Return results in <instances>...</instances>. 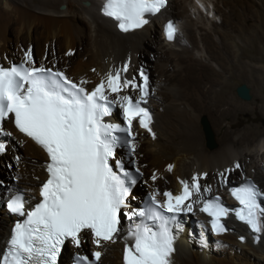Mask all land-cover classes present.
Segmentation results:
<instances>
[{"label":"bare ground","instance_id":"6f19581e","mask_svg":"<svg viewBox=\"0 0 264 264\" xmlns=\"http://www.w3.org/2000/svg\"><path fill=\"white\" fill-rule=\"evenodd\" d=\"M102 5L103 0H0V66L21 62L31 47L40 65H61L76 82L82 77L87 79L89 90L110 69L125 62L130 68L122 75L128 78L138 77L139 70H144L151 81L145 106L154 117L150 127L155 138L133 121L135 154L130 158L127 151L117 150L112 160L125 163L135 158L144 170L143 187L148 191L133 188L128 200L133 210L142 208L145 197L154 191H158L160 200L165 191L179 194L180 180L190 182L194 174H207L199 179L202 192L205 187L209 189L203 193L205 197L219 194L230 208L237 204L229 197L228 188L244 179L259 183L264 191V0H167L160 13L148 17L147 25L128 32L103 15ZM169 21L180 29L171 41L164 34V25ZM230 28L236 33L232 34ZM70 49L73 54L66 55ZM147 54L153 63L143 62ZM16 58L19 61L11 62ZM236 80L257 88L250 103L236 96ZM121 95L138 98L139 93L124 89ZM109 97L115 99V94L109 93ZM112 115L113 120L123 121L118 104ZM203 116L217 134L215 149L204 144ZM4 127L12 135H0V142L6 145V151L0 153L1 167L17 173L11 182L18 181L23 190L11 189L24 193L26 204L34 206L39 200V187L47 179L42 168L47 155L10 120L4 122ZM18 147L23 149L22 157ZM16 156L22 159L17 162ZM236 163L240 168H235ZM169 164L173 165L172 171H167ZM153 172L157 174L155 181L151 179ZM220 173L228 178L226 186ZM3 189L0 186L7 197L0 205V256L7 248L9 230L18 219L7 212L5 204L10 193L9 188ZM193 202V212L181 213L172 229L176 236L172 264H264V233L250 232L234 214L224 221L227 231L215 233L211 218L199 210L200 197L195 196ZM136 223L138 217L130 221L122 215L120 235L99 248L86 232L80 248L71 242L63 246L57 264H61L64 253L69 258L66 264L72 263L74 256L82 253L83 245L91 252L102 253L100 264H123L125 237ZM202 236L207 246L201 243Z\"/></svg>","mask_w":264,"mask_h":264},{"label":"snow or ice","instance_id":"6c2138e0","mask_svg":"<svg viewBox=\"0 0 264 264\" xmlns=\"http://www.w3.org/2000/svg\"><path fill=\"white\" fill-rule=\"evenodd\" d=\"M167 0H104L103 15L117 21L123 31L141 29L165 7ZM199 2V0H197ZM177 32L172 21L164 25V34L171 41ZM70 49L66 55H72ZM130 64L110 69L89 90V81L81 78L76 82L65 71L53 67L35 65L33 50L29 47L20 64L0 66V135L11 136L4 122L10 120L15 128L30 138L47 155L42 168L47 179L39 187V200L28 206L23 195L8 189L7 212L18 217L9 230L7 248L0 256V264H57L62 247L71 242L76 248L82 244V236L91 234L92 243L101 247L114 242L121 233V216L129 220L139 217L140 222L130 227L123 247V264H172L176 236L172 224L181 213H191L194 198L202 202L200 212L211 219L215 233L227 231L222 222L230 214L246 224L253 233H264V191L252 181L246 180L228 191L240 207L226 206L219 196L205 197L209 192L194 174L191 181L180 180L179 194L158 191L150 196V203L139 210L129 208L131 185L137 183V175L128 171L116 157V149L128 150L131 158L136 152L133 121L139 120L153 138L150 127L152 116L147 107L150 96L149 77L141 68L138 77L128 78ZM95 72V69H92ZM141 80L142 83H138ZM124 89L138 91L139 96L121 95ZM109 93L115 94L110 99ZM122 109L123 123H107L113 105ZM122 133L123 135H117ZM6 145L0 142V153ZM21 157L16 156L19 162ZM131 164L136 161L130 159ZM173 165L167 166L172 171ZM235 168H240L236 163ZM232 169H225L231 172ZM222 185L229 183L220 173ZM153 181L157 174L153 172ZM3 181H0V185ZM128 209V211H123ZM165 213L169 214L166 215ZM151 221V225L146 223ZM176 228L180 225L177 223ZM241 241L244 237H240ZM201 243L207 246L201 237ZM77 255L74 264H99L102 253Z\"/></svg>","mask_w":264,"mask_h":264},{"label":"rangeland","instance_id":"374dc122","mask_svg":"<svg viewBox=\"0 0 264 264\" xmlns=\"http://www.w3.org/2000/svg\"><path fill=\"white\" fill-rule=\"evenodd\" d=\"M88 2V1H87ZM83 4H88V3H86L85 1H83L82 2ZM212 17V16H211ZM213 19L215 18V20H216V22H218V23H220V21H219V19H217V17H212ZM176 28H177V25H176ZM228 28V27H227ZM177 30L178 31H180V29L179 28H177ZM230 31H231V33L232 34H235L236 33V31H234V29H232V28H230ZM9 37H10V39H12V40H14V33L13 32H10V35H9ZM146 48H147V46H146ZM146 48H145V51H146ZM149 48V47H148ZM147 48V50L149 51L150 49H148ZM198 54H199V52H197ZM148 56V54L147 55H145V56H143L144 57V59H143V57H142V60H143V62L145 63V64H148V62H152L153 63V59L152 58H150L149 56ZM234 56H235V52H234ZM148 58H149V60H148ZM230 59H231V61H233V59H234V57L232 58V56L230 55ZM34 60H35V65L36 66H39L40 65V62H39V59L37 58V56L36 57H34ZM17 61H19V58H16V59H13L11 62H17ZM147 62V63H146ZM7 64V63H6ZM144 64V65H145ZM215 66H217L215 63H213ZM45 67H51V64L50 63H48V62H46L45 63V65H44ZM55 68H57V69H60V70H63V69H61L62 67H61V65H55ZM149 68L152 70V68H151V65L149 66ZM147 69V68H146ZM63 71H65L66 73H68L66 70H63ZM150 81V80H149ZM239 80H236L235 81V84H234V92H235V94H236V96L241 100V101H243V102H249L250 103V101L251 100H253L254 98H255V96L257 95V88H255L251 83H247V82H241V81H239ZM151 82V81H150ZM241 84H245L247 87H248V89H249V93H250V99L249 100H244V99H241L238 95H237V93H236V88H237V86H239V85H241ZM253 98V99H252ZM183 106H181V108H182ZM203 118H206V120H207V122H208V124H209V126H210V129H211V131H212V134H213V141H212V144H209V142H208V140H207V137H206V135H205V131H204V129H203V126H202V123H201V128H202V131H203V135H204V144H205V146L208 148V149H215L217 146H218V140H217V134H216V132H215V130H214V128L212 127V124L210 123V121H209V119L207 118V117H205V116H203L202 117V119H201V122H202V120H203ZM263 122L262 123H264V119L262 120ZM226 124V123H225ZM10 137V136H9ZM206 137V138H205ZM138 139V138H137ZM18 150L20 151V156L22 157V155H21V152H23V149L21 148V147H18ZM22 159V158H21ZM135 159V158H134ZM43 160V159H42ZM136 160V163H137V165H138V167H140V162L137 160V159H135ZM135 166V165H134ZM0 167H1V164H0ZM3 167V168H2ZM2 169H1V172H0V181H3V184L2 185H0L1 187H3L5 190H7V188H12V186L13 187H16V188H18V189H22V188H19V185H18V181H12L11 182V180H12V176L13 175H16L17 173L15 172V171H10L9 170V168L7 169L6 167H4L3 165H2ZM136 167V166H135ZM141 168V167H140ZM142 169V168H141ZM140 169V170H141ZM141 172H142V175H140V178L138 179V181H137V183H136V185L134 186V187H137V189H139V188H141V189H144V191L146 192V191H148V189H145V187H143V181H142V179H143V176H144V170L142 169L141 170ZM244 179V178H243ZM243 179H241V180H243ZM237 180H234V181H231L230 183H234V182H236ZM258 185H259V183H258ZM229 187V186H228ZM166 189V188H165ZM23 190V189H22ZM35 191V193L37 192V190H34ZM144 194V193H143ZM34 195H36V194H34ZM2 197V198H1ZM7 197V195H4V193L0 190V205L2 206L3 205V202H4V198H6ZM197 226V225H196ZM82 253H84V254H82V253H80L79 255H90L91 254V251H90V249L88 248V247H86L85 245H83V250H80ZM61 264H66L67 262H68V260H69V258H66V255H65V253L63 254V255H61ZM89 258H91V259H93L92 257H91V255L89 256ZM100 262V261H99ZM101 263V262H100ZM99 263V264H100Z\"/></svg>","mask_w":264,"mask_h":264},{"label":"water","instance_id":"95a60500","mask_svg":"<svg viewBox=\"0 0 264 264\" xmlns=\"http://www.w3.org/2000/svg\"><path fill=\"white\" fill-rule=\"evenodd\" d=\"M236 93L241 99H244V100L250 99L249 89L245 84H241V85L237 86ZM202 126H203V129L205 131V135L207 137L209 144H212L213 134H212V131L210 129V126H209L206 118H203ZM124 165H125V168L127 170H132V167H131L129 162H125ZM137 178H139V175H137ZM3 190L6 191L5 189H3Z\"/></svg>","mask_w":264,"mask_h":264}]
</instances>
